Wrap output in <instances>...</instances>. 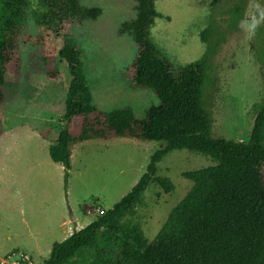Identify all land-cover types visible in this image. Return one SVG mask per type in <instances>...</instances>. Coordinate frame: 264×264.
Wrapping results in <instances>:
<instances>
[{
	"label": "trees",
	"instance_id": "trees-1",
	"mask_svg": "<svg viewBox=\"0 0 264 264\" xmlns=\"http://www.w3.org/2000/svg\"><path fill=\"white\" fill-rule=\"evenodd\" d=\"M158 1L134 0L135 17L120 29L135 45L125 73L127 88L149 90L159 100L138 120L129 107L104 112L93 104L84 70L86 52L75 33L97 21L102 9L86 7L82 0H0V104L7 86L19 82L25 54L37 74L63 86V126L48 151L64 167L66 183L72 150L79 143L134 139L161 144L131 191L91 224L54 243L44 264H264V102L248 140L215 136L213 94L206 93L216 90L210 77L215 52L174 65L152 36L161 18ZM241 13L237 6L236 16ZM212 34L205 29L203 40ZM260 40L264 45V33ZM3 133L0 122V137ZM181 150L216 164L182 174L193 186L149 242L135 223L137 207L151 184L166 194L174 191L168 178L156 175L164 157Z\"/></svg>",
	"mask_w": 264,
	"mask_h": 264
},
{
	"label": "rangeland",
	"instance_id": "rangeland-1",
	"mask_svg": "<svg viewBox=\"0 0 264 264\" xmlns=\"http://www.w3.org/2000/svg\"><path fill=\"white\" fill-rule=\"evenodd\" d=\"M103 13L76 31L86 52L84 70L93 104L109 112L129 107L138 120L159 105L149 90H130L125 83L135 45L121 35L124 22L135 17L134 0H82ZM237 6L242 8L236 16ZM161 18L152 36L176 66H185L204 53L211 59L213 133L227 140H248L264 102V0H160ZM212 36L203 40L202 32ZM34 32V29H30ZM68 43H75L68 39ZM41 87H43L41 89ZM212 87V86H210ZM65 92L37 74L23 56L22 76L8 85L0 104V256L29 253L44 264L54 243L67 239L95 221L98 209H111L146 173L158 142L134 139L92 140L73 147L67 183L65 170L49 156L55 133L63 126ZM48 134L47 138L43 136ZM212 158L186 150L169 153L158 164L157 177L168 178L174 191L166 194L151 184L137 207L135 223L153 241L170 212L191 190L184 172L214 166ZM95 210L92 214L88 210ZM96 214V215H95ZM16 259V258H13Z\"/></svg>",
	"mask_w": 264,
	"mask_h": 264
},
{
	"label": "built area",
	"instance_id": "built-area-1",
	"mask_svg": "<svg viewBox=\"0 0 264 264\" xmlns=\"http://www.w3.org/2000/svg\"><path fill=\"white\" fill-rule=\"evenodd\" d=\"M97 215L100 214L103 210L98 209ZM88 213H92V209L88 210ZM32 259L29 255H20L19 257H16V259H13L12 257H8L4 260H0V264H32Z\"/></svg>",
	"mask_w": 264,
	"mask_h": 264
},
{
	"label": "crops",
	"instance_id": "crops-1",
	"mask_svg": "<svg viewBox=\"0 0 264 264\" xmlns=\"http://www.w3.org/2000/svg\"><path fill=\"white\" fill-rule=\"evenodd\" d=\"M73 153V152H72ZM71 160H72V158H71ZM102 210H105V209H103L102 208ZM95 210H93L92 212H94ZM92 214V213H91ZM96 215V214H95ZM72 235V234H71ZM70 235V236H71ZM69 236V237H70ZM66 240V239H65ZM25 254H27V255H29L30 257H31V259L33 260V257L29 254V253H26V252H20V251H17V250H14V251H11L10 253H8L6 256H4V257H1L0 256V260H4V259H6V258H8V257H12V258H16V257H19L20 255H25Z\"/></svg>",
	"mask_w": 264,
	"mask_h": 264
}]
</instances>
